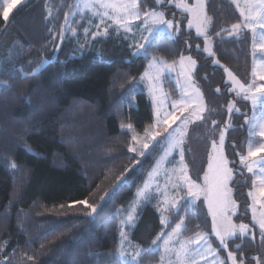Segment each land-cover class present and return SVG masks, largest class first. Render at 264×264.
<instances>
[{"label":"trees","instance_id":"trees-1","mask_svg":"<svg viewBox=\"0 0 264 264\" xmlns=\"http://www.w3.org/2000/svg\"><path fill=\"white\" fill-rule=\"evenodd\" d=\"M57 1L28 0L6 22L5 5L0 0V69H3L0 71L3 81L0 83V261L3 264H108L107 257L101 254L114 252L119 240V217L114 213L130 203L137 186L162 153L160 148L150 150L147 158L136 156L141 164L134 165L130 158L135 153L127 150L131 134L120 128L121 123L130 122L136 132H143L154 118L152 102L144 93L136 95L135 107L129 108L119 100L120 92L144 71L148 61L132 57L128 42L114 32L107 38H98L83 51L74 42L66 41L57 52V42L49 41L50 25L45 19L47 10L55 7ZM164 10L167 18L179 23L180 31L175 40L164 39L151 54L167 61L178 60L181 54L191 55L197 62L194 82L208 109L213 110L206 129L197 128L196 124L190 128L185 145L190 149L185 152L189 175L201 182L212 139H219V130L213 132L211 120L223 126L229 119L227 105L236 95L228 91L232 84L224 69L230 70L241 83L250 82L251 36L244 29L238 36L228 37L227 31L216 36V32L242 19L231 0H207L215 55L206 56L200 47L197 49L202 38L187 28V16L172 4H166ZM21 48L23 54L17 56ZM44 59L50 62L35 76L22 79L21 67L29 72V61L35 66ZM217 59L220 64L214 63ZM236 104L250 118V103L240 98ZM232 123L233 128L226 133L224 154L230 167H234L230 187L238 211L233 219L249 224L255 239L234 238L229 241V250L241 244L238 256H243L245 264H257L252 257L264 262V245L248 210L252 175L240 168L236 155L246 151L248 126L244 125L243 116L236 114ZM192 128H196L195 133ZM11 162L17 164L16 169H11ZM128 168L134 171L126 173ZM121 174L130 179L121 190L112 191L99 214L89 217L90 209L79 203L68 207L81 200L101 204L100 196L112 189ZM197 206L200 215L186 217L185 236L194 231L211 233L206 209L202 202ZM139 215L136 226L127 232L130 239L148 247L162 228L159 214L151 202ZM210 238L213 246L219 247L215 236ZM218 254L227 257L222 249ZM30 256L33 259H28ZM158 259L159 253L149 254L144 264H157Z\"/></svg>","mask_w":264,"mask_h":264},{"label":"snow or ice","instance_id":"snow-or-ice-1","mask_svg":"<svg viewBox=\"0 0 264 264\" xmlns=\"http://www.w3.org/2000/svg\"><path fill=\"white\" fill-rule=\"evenodd\" d=\"M2 2L5 4L3 17L7 22L8 9L18 0H2ZM171 3L173 0H77L76 10H71L69 5L70 10L64 13L60 31L56 33L49 28L52 41L55 42L57 39L60 41L55 44L57 52L61 44L66 41L76 43L83 51L98 38L109 37L111 28L117 36L123 34L122 39L127 41L128 47L132 49V57H142L148 61L139 80L122 93L119 100L122 104L127 103L131 108L133 106L131 98L135 96L137 89L143 86L151 97L154 118L144 128L143 135L135 131L132 123H121L120 128L132 133V143L127 150L129 153H135V156L130 158L134 165L141 164V160L136 159V156L147 158L151 154L150 150L155 151L156 148H160L162 154L155 161L146 179L137 186L132 207L126 215L120 208L116 209L114 216H123L119 221V240L114 252L101 255L107 257L108 264H144L146 256L156 253H159L157 264H228L229 261L231 264H245L243 256H238V253L242 252L241 244H235V248L229 250V241L237 237L243 241L249 236L255 239V233L252 232L249 224L243 222L237 224L231 219V216L236 215L238 205L232 198L233 188L230 187L234 179V167L229 166L230 161L225 156L224 149L226 133L234 126L233 114L243 116L244 125L248 126L247 149L246 154L241 151L236 155L239 156L240 168L246 169L253 177L251 190L247 195L252 201L250 207L253 225L258 226L260 242L264 245V211H260L257 215V205L260 209H264V83H256L257 80L264 81V0H243V4L240 0H231V3L239 9L242 22L232 24L230 30L221 29L220 32L215 33L216 36H220L221 32L227 31L229 36H238L242 29H248L252 33L253 80L251 83H241L230 70L224 69L232 84L228 91L235 92L236 95L227 105L229 119L224 125L219 126L215 119L211 120L213 132L219 130V140L212 139V150L215 155L209 156L208 171L203 176V185L191 178L188 164L185 162V152L190 151L185 148L189 139L190 126L196 124L197 128L206 129L213 111L206 106L204 95L194 82L193 73L197 62L191 55L181 54L178 60L167 61L151 54L164 39L175 40L180 31L178 22L174 24L173 20L165 18L164 6ZM206 3L207 0H195L194 4L189 5L186 0H177L176 7L189 14L188 27L195 25L197 35L204 37L203 50L209 56H214L215 53L208 47L210 37L207 28L212 23V17L207 14ZM85 11L91 13V18L87 19V25L91 27L82 26L83 39L81 40L77 28L73 27V22L79 24L80 21H74L73 18L80 13V20H85L83 15ZM48 15L50 16L51 12ZM92 18H97L99 23L93 24ZM45 19L48 17L46 16ZM136 21H142V23L137 24ZM257 29L262 31L258 32ZM199 47L197 45V49ZM22 54V48L17 50V56ZM258 55L261 59L257 63L255 58ZM49 62V60H42L39 64L32 66L29 61V72H24L22 67L19 69L22 79L26 80L29 76H35ZM214 63L220 64V61L217 59ZM174 72L184 78V84L180 87V94L176 99H172L164 90L165 81ZM13 74H10V78ZM176 83L179 85L180 81L177 80ZM216 91L219 92L220 89L217 88ZM240 98L251 102L253 112L251 118L237 106L236 100ZM206 112L209 115L206 116ZM257 112L259 116L256 115ZM198 121L199 124H197ZM191 130L196 132V128ZM161 137L162 141L158 139ZM256 137H259V141L254 143L253 140ZM232 147L236 146L232 145ZM177 156L178 159H176ZM232 163L235 166V161ZM10 167L16 169L17 164L11 162ZM131 171H134V168L125 169L126 173ZM129 179V176L121 174L112 189L100 196L101 204L81 200L70 203L68 207L71 208L79 203L90 209L87 213L89 217L99 214L106 198L113 190H121ZM201 194L207 205L208 214L212 217L211 233L194 231L185 236L184 232L188 231L186 217L198 218L200 215L197 201L201 199ZM153 200L156 201L154 208L160 214L159 223L163 227L148 247L133 245L125 228H134L136 221L140 218V210ZM169 228L171 230L166 231ZM196 228H200L199 223L196 224ZM211 235L216 237L219 247L213 246ZM221 249L227 252L226 258H221L218 254ZM210 257L214 259L210 260ZM28 259L33 257L30 256ZM97 259L99 260L100 257L97 256ZM252 259L256 260L257 264H264L257 257ZM0 264H3V261H0Z\"/></svg>","mask_w":264,"mask_h":264},{"label":"rangeland","instance_id":"rangeland-1","mask_svg":"<svg viewBox=\"0 0 264 264\" xmlns=\"http://www.w3.org/2000/svg\"><path fill=\"white\" fill-rule=\"evenodd\" d=\"M27 1H28V0H18V2H17L13 7H11L10 9H8V17H9V16H10V15H11V14H12V13H13V12H14V11H15L20 5H21V4H23V3L27 2ZM176 2H177V0H173V3H171V4H172L177 10H179L181 13L185 14V15L187 16L188 20H189V18H190V17H189V14L186 13V12H183L180 8H177V7H176ZM186 2H187L189 5H191V4H194V3H195V0H186ZM240 2H241V4H243V0H240ZM76 4H77V0H58V1H57V4L55 5V7L53 6V8H50V9L47 10V17H48L47 20H49V25H50L49 28H52L54 32L58 33V32L60 31V26L63 24V16H64V13L70 10L68 6L71 5V10H76ZM48 6H49V2H48ZM48 6H47V7H48ZM49 12H51V15H50V16L48 15ZM59 12H60V13H59ZM83 15H84V17H85V20H80V13H77V16H76L75 18H73L74 21H80L79 24L73 22V27H76V28H77L78 36L81 38V40L83 39V27H82V26H89V27H91V25H87V19H88V18H91V13L85 11V12L83 13ZM61 17H62V18H61ZM165 18H166V19H169V18L166 17V15H165ZM57 19H59V22H58V23H56V20H57ZM92 23H93V24L99 23V20H98L97 18H92ZM108 23H111V21H108ZM136 23L139 24V23H142V21H136ZM174 24H175V23H174ZM187 28L193 30L194 33L197 35L195 25H193L191 28H189V27H188V21H187ZM210 29H211V24H210V25L208 26V28H207V33H208V35H209V37H210V43H209L208 47H210L211 50L213 51V45H214L215 37H214L212 34L209 33ZM92 30L95 31L94 28H92ZM244 30H245L246 32H250L248 29H244ZM257 31L259 32V31H262V30L257 29ZM113 32H114L113 29L110 28V29H109V33H113ZM114 33H115V32H114ZM115 34H116V33H115ZM66 35H68V33H66ZM122 35H123V34L121 33L120 36L122 37ZM197 36H198V35H197ZM250 36H252V33H251V32H250ZM51 37H52V33H51ZM51 37H50L49 41L53 42ZM199 37L202 38V45L200 46V49L204 52V54H206V56H209L208 53H207L206 51L203 50V49L205 48L204 37H203V36H199ZM89 39H91L90 36H89ZM56 42H57V43H60V41H59L58 39H57ZM74 44L77 45L76 43H74ZM251 48H252V47H251ZM85 49H86V48H85ZM131 51H132V49H131ZM157 57H158V56H157ZM255 59L257 60V63H258V62H259V59H261V57H259V55H258ZM44 60H45V59H44ZM253 60H254V57H252L251 72H250L251 74H250V82H249V83H251L252 80H253V77H252V70H253V67H254ZM177 69H178V65H177ZM142 73H143V72H142ZM142 73H141V74H142ZM141 74H140V75H141ZM140 75L137 76L136 78H134V79H133V80H132V81H131V82H130L125 88H123V90L120 92V96H121L122 93H125V92L127 91V89H128L132 84L136 83V81L139 80ZM226 75H227V73H226ZM236 78H237V77H236ZM237 79H238V78H237ZM177 80L180 81V84H179V85L176 83ZM227 80L231 83V81L229 80L228 76H227ZM256 83H257V84H261V83H264V81H259V80H257ZM183 84H184V78H183V77H180V76L177 74V72H174V73H172L171 77L168 78V79L165 81L164 90L170 94V96H171L172 99H176V98H178V96H179V94H180V87H181ZM172 88H173V90L171 91L170 89H172ZM174 89H175V90H174ZM173 91H174V92H173ZM138 93H144V94L148 97V99L151 101V97L149 96V94H148V92H147V89L144 88L143 86H141L140 88L137 89V92H136L135 96L131 98V103H132V105H133L132 107H135V106H136V95H137ZM151 102H152V101H151ZM248 102L250 103V106H251V102H250V101H248ZM124 104L128 106L127 103H124ZM256 115L259 116V113L257 112ZM252 116H253V112H252V109H251V115H250V118H251ZM127 123H130V122H125L124 124H127ZM178 123H179V122H178ZM194 125H195V124H194ZM194 125H191L190 128H191L192 126H194ZM174 127H175V125H174ZM189 130H190V129H189ZM123 131H127V132H129L127 129H124ZM170 131H171V129H170ZM129 133L132 135L131 132H129ZM137 133H139L140 135H143V132H137ZM158 139L161 140V141L163 140L162 137H161V138H158ZM256 139H259V137H256ZM218 140H219V139H218ZM218 140H217V141H218ZM131 143H132V142H131ZM246 149H247V146H246ZM161 154H162V153H161ZM245 154H246V151H245ZM210 155H215V154L213 153V150H212V145H211L210 152H209V156H210ZM176 159H178V156L176 157ZM208 162H209V161H208ZM207 166H208V164H207ZM229 166H230V165H229ZM166 167H170V165H166ZM207 171H208V167L206 168V171H205V172H207ZM251 175H252V174H251ZM252 178H253V177H252ZM161 182H162V180H161ZM195 182H196V181H195ZM197 183L203 185L204 181L202 180L201 182H197ZM136 191H137V190H136ZM136 191H135V193H136ZM133 198H134V196H133ZM133 198L131 199L130 203H129L127 206L120 208V209L122 210V212H124L125 215H126L127 211L130 210L131 207H132V201H133ZM232 198L234 199V197H233V192H232ZM234 200H235V199H234ZM152 202H153V204L155 205L156 201L153 200ZM200 202H202V204H203V206H204V208L206 209V212H207V214H208V209H207V205H206V203H204V197H203V194H201V199H200L199 201H197V204H199ZM251 204H252V201H251V199H250V204H249L248 210H249V213H250V216H251V219H252V208L250 207ZM237 205H238V204H237ZM257 209H258V211H257V215H259V212H260V211H264V209H260V208H259V205H257ZM237 211H238V207H237L236 213H237ZM158 214H159V213H158ZM166 215H167V213H166ZM208 215H209V214H208ZM118 217H119V221H120V219L123 218V216H118ZM159 217H160V214H159ZM209 217H210V220H211V230H212V217H211V215H209ZM231 219H232V221H233L234 223H236V222L234 221V219H233V216H231ZM136 222H137V221H136ZM252 222H253V221H252ZM237 224H239V223H237ZM161 227H163V226L161 225ZM257 227H258V226H257ZM119 229H120V222H119ZM170 230H171L170 228H169V229H166V231H170ZM125 231H128V228H127V227L125 228ZM215 238H216V237H215ZM129 240L132 242L133 245L138 244L137 242L133 241V240L130 239V238H129ZM216 240H217V239H216ZM217 241H218V240H217ZM129 251H131V249H129ZM211 259H214V258H211V257H210V260H211ZM228 264H231V262L229 261Z\"/></svg>","mask_w":264,"mask_h":264},{"label":"water","instance_id":"water-1","mask_svg":"<svg viewBox=\"0 0 264 264\" xmlns=\"http://www.w3.org/2000/svg\"><path fill=\"white\" fill-rule=\"evenodd\" d=\"M228 30H230L231 29V26L229 27V28H227ZM243 32V29H242V31L240 32V34ZM227 36L229 37V35H228V33H227Z\"/></svg>","mask_w":264,"mask_h":264},{"label":"crops","instance_id":"crops-1","mask_svg":"<svg viewBox=\"0 0 264 264\" xmlns=\"http://www.w3.org/2000/svg\"><path fill=\"white\" fill-rule=\"evenodd\" d=\"M5 5V4H4ZM236 7V6H235ZM238 11H239V9H237ZM239 13H240V11H239ZM241 19H242V17H241ZM251 41H252V36H251ZM252 47V46H251Z\"/></svg>","mask_w":264,"mask_h":264}]
</instances>
